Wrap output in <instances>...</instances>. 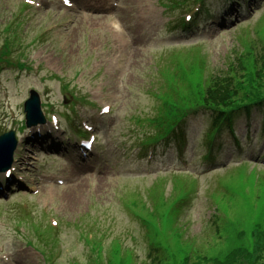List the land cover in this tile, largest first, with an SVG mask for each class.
Returning <instances> with one entry per match:
<instances>
[{
	"label": "rangeland",
	"instance_id": "obj_1",
	"mask_svg": "<svg viewBox=\"0 0 264 264\" xmlns=\"http://www.w3.org/2000/svg\"><path fill=\"white\" fill-rule=\"evenodd\" d=\"M30 1L32 7L24 10ZM72 1L73 8L57 0H0V50L7 24L23 23L19 51L13 49L11 66L0 71V136L13 130L19 140L18 173L11 183L0 179V264H48L42 252L51 253L50 264H92L86 236L101 243L109 264L116 257L115 240L134 253L137 264L150 263L156 245L179 261L198 248L199 256L213 259L205 264H264V139L258 110L250 118L238 117L240 145L229 132L223 134L221 151L213 147L218 159L212 164H202L203 149H198L208 150L205 114L186 122L187 164L162 147L148 155L149 147L142 144L145 133H154L150 125L160 106L154 94L165 89L175 58L183 56L184 48L200 45L210 71L227 74L228 65L251 44L264 46V0H257L260 5L252 11L245 6V16L232 28H212L213 17L195 28V37L178 40L168 24L182 14L166 16L159 0ZM208 1L215 14L227 3ZM21 52L29 70L16 66ZM31 91L38 92L43 111L57 114L62 126L44 142L56 143L47 151L35 138L36 129L22 130ZM66 93L79 100L64 104ZM106 106L111 112L102 115ZM84 123L94 126L97 135L85 161L75 151ZM250 157L248 168H238ZM184 172L196 178L198 188L177 218L181 229L166 223L150 234L128 207L147 217L161 213L178 194L169 175ZM159 234L168 242L162 244ZM233 256L234 262H227Z\"/></svg>",
	"mask_w": 264,
	"mask_h": 264
},
{
	"label": "trees",
	"instance_id": "obj_2",
	"mask_svg": "<svg viewBox=\"0 0 264 264\" xmlns=\"http://www.w3.org/2000/svg\"><path fill=\"white\" fill-rule=\"evenodd\" d=\"M187 1L171 0L170 7L179 8ZM179 27L184 30L189 28L182 21ZM9 42L10 38L8 45ZM175 61L177 62L170 75L165 77V89L159 87L158 93L154 94L160 106L151 124L164 140L169 142L177 137L179 125L190 113L210 112L213 123L210 136L221 133L224 126L232 130L242 110L248 115L255 108L261 110L264 123V54L259 55L251 49L244 55L237 56L228 65L225 75L210 72L206 61L196 55L184 62H180L179 58ZM161 81L163 82V79ZM167 207L168 204L163 211ZM152 251L160 252L158 248ZM234 259V256L230 257L227 262L233 263ZM153 260L154 263L161 264L164 258L156 255Z\"/></svg>",
	"mask_w": 264,
	"mask_h": 264
},
{
	"label": "water",
	"instance_id": "obj_3",
	"mask_svg": "<svg viewBox=\"0 0 264 264\" xmlns=\"http://www.w3.org/2000/svg\"><path fill=\"white\" fill-rule=\"evenodd\" d=\"M34 101L33 100H31L29 103H28V107L29 106H35V103H33ZM27 111H28V109H27ZM29 112V111H28ZM11 136H13V135H10V136H8V138H6V137H3V138H1V140H0V153H1V151H2V149L4 148V147H6V146H10V150L12 151L13 149H14V142H13V140L10 138Z\"/></svg>",
	"mask_w": 264,
	"mask_h": 264
}]
</instances>
